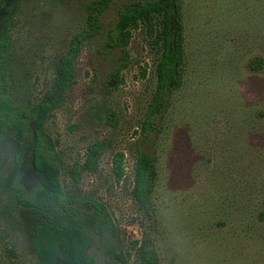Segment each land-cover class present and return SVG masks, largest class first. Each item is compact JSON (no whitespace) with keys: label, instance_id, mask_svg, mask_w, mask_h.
Returning a JSON list of instances; mask_svg holds the SVG:
<instances>
[{"label":"rangeland","instance_id":"1","mask_svg":"<svg viewBox=\"0 0 264 264\" xmlns=\"http://www.w3.org/2000/svg\"><path fill=\"white\" fill-rule=\"evenodd\" d=\"M94 1H22L11 29L14 103L36 102L51 87L74 36L90 30ZM137 1L114 0L104 11L77 57L76 83L47 122L65 187L103 201L116 225L89 231L90 253L97 264H146V245L159 264H264V0H181L185 78L155 116L160 53L145 28L126 51L106 46L120 8ZM257 58L262 68L251 66ZM100 141L109 146L99 169L73 184L72 166ZM16 149L12 141L0 146V181ZM118 151L126 158L121 182L113 173ZM142 151L156 157L159 172L149 211L132 194ZM34 180L27 162L22 181ZM10 202L0 183V264H36L31 222Z\"/></svg>","mask_w":264,"mask_h":264},{"label":"trees","instance_id":"2","mask_svg":"<svg viewBox=\"0 0 264 264\" xmlns=\"http://www.w3.org/2000/svg\"><path fill=\"white\" fill-rule=\"evenodd\" d=\"M22 1L0 0V146L8 141L17 145L12 168L0 181L2 191L10 198L13 211L19 210L31 222L36 264H97L90 253L95 239L89 231L99 235L114 231L115 222L103 201L65 187L61 178L62 161L47 122L76 83V60L81 47L98 33L100 18L114 0H96L89 4L90 30L74 36L55 67L51 87L36 102L16 104L12 98L15 57L11 29ZM141 27L145 28L152 48L160 53L155 65L157 88L152 110L155 116L166 107L169 94L181 87L185 78L186 42L181 0H142L121 7L106 46L126 51L134 32ZM251 66L262 68L263 60L257 58ZM108 146L100 141L89 147L86 161L76 162L71 168L73 184L80 182L85 171L99 169ZM125 159L123 151L114 155L113 173L118 182L127 173ZM27 162L35 178L30 186L22 181ZM158 177L156 157L140 152L134 166L132 194L143 210L151 208ZM83 206L90 210L84 212ZM140 257L146 264H159L158 254L151 246H141Z\"/></svg>","mask_w":264,"mask_h":264}]
</instances>
